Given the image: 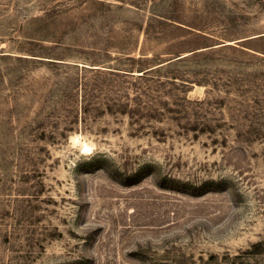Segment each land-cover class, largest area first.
<instances>
[{
	"label": "rangeland",
	"instance_id": "374dc122",
	"mask_svg": "<svg viewBox=\"0 0 264 264\" xmlns=\"http://www.w3.org/2000/svg\"><path fill=\"white\" fill-rule=\"evenodd\" d=\"M0 264H264V0H0Z\"/></svg>",
	"mask_w": 264,
	"mask_h": 264
}]
</instances>
